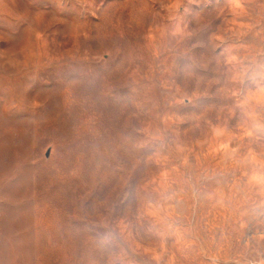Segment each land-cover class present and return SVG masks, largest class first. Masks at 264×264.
I'll use <instances>...</instances> for the list:
<instances>
[{"label":"rangeland","instance_id":"obj_1","mask_svg":"<svg viewBox=\"0 0 264 264\" xmlns=\"http://www.w3.org/2000/svg\"><path fill=\"white\" fill-rule=\"evenodd\" d=\"M0 264H264V0H0Z\"/></svg>","mask_w":264,"mask_h":264}]
</instances>
